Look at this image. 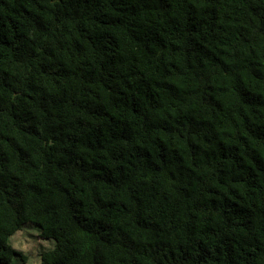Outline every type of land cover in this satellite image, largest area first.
Returning <instances> with one entry per match:
<instances>
[{"label":"trees","instance_id":"trees-1","mask_svg":"<svg viewBox=\"0 0 264 264\" xmlns=\"http://www.w3.org/2000/svg\"><path fill=\"white\" fill-rule=\"evenodd\" d=\"M25 225L41 264H264V0H0V264Z\"/></svg>","mask_w":264,"mask_h":264},{"label":"rangeland","instance_id":"rangeland-1","mask_svg":"<svg viewBox=\"0 0 264 264\" xmlns=\"http://www.w3.org/2000/svg\"><path fill=\"white\" fill-rule=\"evenodd\" d=\"M11 244L26 259H19L16 264H41L42 253L54 248V242L42 239L39 229L32 225H25L17 232Z\"/></svg>","mask_w":264,"mask_h":264}]
</instances>
